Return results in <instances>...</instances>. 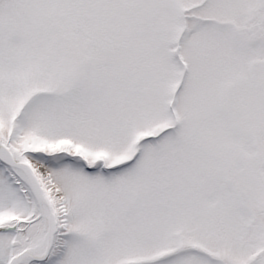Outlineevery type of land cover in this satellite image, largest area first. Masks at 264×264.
I'll return each instance as SVG.
<instances>
[{
  "label": "snow or ice",
  "instance_id": "6c2138e0",
  "mask_svg": "<svg viewBox=\"0 0 264 264\" xmlns=\"http://www.w3.org/2000/svg\"><path fill=\"white\" fill-rule=\"evenodd\" d=\"M0 264H264V0H0Z\"/></svg>",
  "mask_w": 264,
  "mask_h": 264
}]
</instances>
